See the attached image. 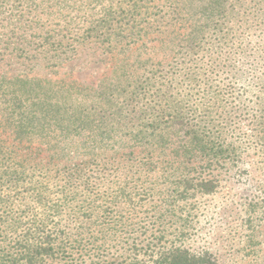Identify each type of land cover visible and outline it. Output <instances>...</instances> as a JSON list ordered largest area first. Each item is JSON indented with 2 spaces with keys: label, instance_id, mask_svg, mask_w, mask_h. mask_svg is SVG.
Listing matches in <instances>:
<instances>
[{
  "label": "rangeland",
  "instance_id": "374dc122",
  "mask_svg": "<svg viewBox=\"0 0 264 264\" xmlns=\"http://www.w3.org/2000/svg\"><path fill=\"white\" fill-rule=\"evenodd\" d=\"M210 6L215 11L207 9ZM261 9L260 0H0V83L6 91L28 98L24 107L37 96L34 100H43V110L64 123L69 107L91 104L98 85L109 87L150 70H166L191 45H201L205 53L207 34L196 30L223 22L234 27V43L243 47L232 57L239 71L237 89L247 92L249 105L256 109L255 97L264 91V20L252 22L253 13ZM249 12L253 17L246 16ZM47 133L19 144L0 128V139L27 158L24 168L37 177L44 170L59 180L65 165L84 162L89 164L87 176H92L100 169L99 161L112 158L126 166L118 171L111 166L97 189L94 179L89 180L92 191L114 200L100 212L106 214L104 228L82 229L84 225L75 223L89 214L79 205L83 196L62 210L61 224L68 233L84 231L99 241L84 237L82 250L67 245L75 260L46 264H92L100 256L129 259L133 243L145 245L155 236L163 247L180 245L196 255L207 252L213 264H264V193L259 187L264 164L257 151L242 146L239 162L208 167L197 159L178 163L168 150L151 146L127 143L123 149L106 142L98 148L88 146L85 134L66 139L57 130ZM116 134H109L107 141H117ZM229 140L238 137L230 134ZM62 149L68 157L54 156ZM182 180L192 186L181 197L177 192L184 189ZM202 180L212 185L210 192L193 186ZM100 196L97 204L103 206ZM250 199L261 203L252 210ZM111 232L103 243L100 233ZM139 259L151 264L146 256Z\"/></svg>",
  "mask_w": 264,
  "mask_h": 264
},
{
  "label": "trees",
  "instance_id": "16d2710c",
  "mask_svg": "<svg viewBox=\"0 0 264 264\" xmlns=\"http://www.w3.org/2000/svg\"><path fill=\"white\" fill-rule=\"evenodd\" d=\"M260 2L264 3V0ZM207 9L215 11L213 6ZM250 14L246 16L253 17ZM253 14L255 21L252 24L264 20V9ZM248 25L247 29H252ZM233 29L223 22L200 27L196 31L207 34L208 38L205 53L201 45H191L182 50L178 62L168 65L166 70H150L148 74L132 76L109 87L98 85L91 104L69 107L68 119L64 123L50 110H43V100H34L37 96H33L30 105L24 107L22 102L28 98L22 99L15 91H6L2 82L0 128L19 144L31 143L34 137H48L47 131L52 129L66 139L85 134L90 147L103 148L106 142L120 144L123 149L127 143L151 146L160 152L168 150L177 162L187 164L197 159L208 167L225 161L239 162L241 147L245 146L257 151L264 164V91L255 97L256 109H253L247 100V92L237 89L239 71L232 57L243 47L234 43L238 36ZM33 106L41 116L32 110ZM17 110L20 111L16 113ZM109 134H116L117 141H107ZM230 134L237 135L238 140L230 141ZM8 148L11 149L0 139V264L72 262L75 257L67 245L71 247L73 244L82 250L84 237L97 242L99 239L92 234L87 237L84 231H77L74 235L68 233L61 224L62 210L66 205L79 202L78 197L83 196L79 205H84L81 208L89 214L84 215L83 221L76 220L75 223L84 225L82 229L104 228L101 220L106 214L102 216L100 212L108 208L113 198L92 191L89 180L94 179L97 189L108 176L105 173L111 166L118 171L120 165L126 164L105 156L112 162L99 161L100 169L97 168L92 176L85 172L88 163L73 167L65 165L61 169V178L56 180L44 170L39 171L38 177L29 173L23 166L27 158ZM66 152L62 149L54 156L68 157ZM181 182L184 189L177 195L182 197L189 193L187 189L192 185L186 180ZM193 186L203 193L212 188L209 181L203 180ZM260 186L264 193V182ZM99 195L103 206L97 204ZM120 195H125V191H120ZM116 196L114 199L118 198ZM260 203L259 199H250L248 206L254 210ZM112 234L100 233L103 243ZM159 237L155 236L145 245L133 243L129 259H103L100 256L92 264H148L140 260V256L148 257L151 264H213L207 252L196 255L180 245L163 247Z\"/></svg>",
  "mask_w": 264,
  "mask_h": 264
}]
</instances>
